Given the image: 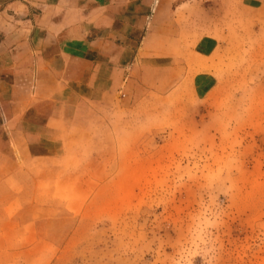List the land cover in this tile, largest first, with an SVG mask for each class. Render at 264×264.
<instances>
[{
	"label": "rangeland",
	"instance_id": "1",
	"mask_svg": "<svg viewBox=\"0 0 264 264\" xmlns=\"http://www.w3.org/2000/svg\"><path fill=\"white\" fill-rule=\"evenodd\" d=\"M220 16L207 26L218 45L196 68L210 78L202 91L185 84L118 112L84 169L93 182L80 195L66 184L63 209L34 226H10L16 245L1 257L264 264V8Z\"/></svg>",
	"mask_w": 264,
	"mask_h": 264
},
{
	"label": "crops",
	"instance_id": "2",
	"mask_svg": "<svg viewBox=\"0 0 264 264\" xmlns=\"http://www.w3.org/2000/svg\"><path fill=\"white\" fill-rule=\"evenodd\" d=\"M260 8L264 0H0V264H16L1 257L16 245L10 226H34L64 206L66 184L80 195L93 182L84 169L101 159L118 112L185 84L201 92L210 78L196 68L218 45L207 26L223 11Z\"/></svg>",
	"mask_w": 264,
	"mask_h": 264
}]
</instances>
